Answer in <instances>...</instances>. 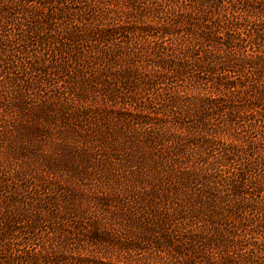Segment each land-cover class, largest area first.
<instances>
[{
	"label": "trees",
	"instance_id": "16d2710c",
	"mask_svg": "<svg viewBox=\"0 0 264 264\" xmlns=\"http://www.w3.org/2000/svg\"><path fill=\"white\" fill-rule=\"evenodd\" d=\"M263 197L264 0H0V264H264Z\"/></svg>",
	"mask_w": 264,
	"mask_h": 264
},
{
	"label": "rangeland",
	"instance_id": "374dc122",
	"mask_svg": "<svg viewBox=\"0 0 264 264\" xmlns=\"http://www.w3.org/2000/svg\"><path fill=\"white\" fill-rule=\"evenodd\" d=\"M222 136V135H221ZM220 136V141H222V142H224V139H226L225 137H224V135H223V137H224V139H222V137ZM264 198V197H263ZM262 214V213H261ZM255 237H258V242H259V240H262V238L264 237V230H262V231H259V233H258V236H255ZM256 240V239H255Z\"/></svg>",
	"mask_w": 264,
	"mask_h": 264
}]
</instances>
